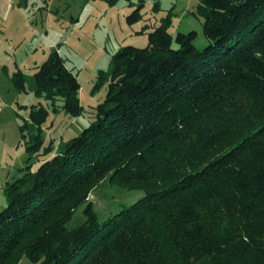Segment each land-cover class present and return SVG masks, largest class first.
Masks as SVG:
<instances>
[{"label": "trees", "instance_id": "1", "mask_svg": "<svg viewBox=\"0 0 264 264\" xmlns=\"http://www.w3.org/2000/svg\"><path fill=\"white\" fill-rule=\"evenodd\" d=\"M126 1L128 23L141 19L145 0ZM195 8L203 48L166 17L146 47L117 49L92 123L6 185L0 264H264V0ZM64 64L52 50L27 80L78 116ZM47 113L31 105L30 124ZM105 177L144 196L99 223L88 195Z\"/></svg>", "mask_w": 264, "mask_h": 264}, {"label": "rangeland", "instance_id": "2", "mask_svg": "<svg viewBox=\"0 0 264 264\" xmlns=\"http://www.w3.org/2000/svg\"><path fill=\"white\" fill-rule=\"evenodd\" d=\"M199 1L145 0L139 9L141 19L128 23L133 7L126 0L114 5L103 0H0V210L7 203V184L34 171L46 156L62 152L65 143L95 119L117 49L146 47V34L166 17L171 35L194 30V47L207 44L202 17L195 8ZM52 50L79 83L82 110L78 116L65 113L60 100L52 104L43 94L34 93L27 80ZM16 77L22 79L21 87ZM31 105L43 106L48 112L39 129L29 122ZM36 140L38 144L27 149ZM88 196L97 222L102 223L144 194L113 185L105 177ZM83 207L76 208L68 226L84 220ZM15 264L32 263L22 255Z\"/></svg>", "mask_w": 264, "mask_h": 264}]
</instances>
